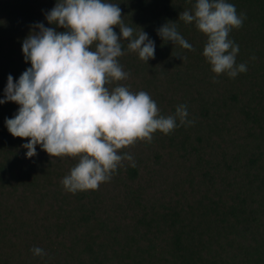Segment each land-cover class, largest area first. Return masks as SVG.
Returning a JSON list of instances; mask_svg holds the SVG:
<instances>
[{
	"label": "trees",
	"instance_id": "obj_1",
	"mask_svg": "<svg viewBox=\"0 0 264 264\" xmlns=\"http://www.w3.org/2000/svg\"><path fill=\"white\" fill-rule=\"evenodd\" d=\"M105 2L122 9L134 38L143 30L155 42L145 62L122 39L117 59L129 76L106 87L147 92L165 117L186 105L194 123L118 150L132 161L73 194L61 181L79 157L51 158L37 145L28 158L30 138L5 123L20 105L0 104V264H264V0H226L247 17L228 37L248 69L235 78L212 72L207 36L179 19L197 0ZM56 3L0 0V99L9 74L18 81L31 67L22 44L34 26L65 30L46 19ZM166 23L194 50L159 36Z\"/></svg>",
	"mask_w": 264,
	"mask_h": 264
},
{
	"label": "clouds",
	"instance_id": "obj_2",
	"mask_svg": "<svg viewBox=\"0 0 264 264\" xmlns=\"http://www.w3.org/2000/svg\"><path fill=\"white\" fill-rule=\"evenodd\" d=\"M246 18L226 0H197L194 14L183 11L179 15L186 24L195 22L207 36L203 56L212 72L231 78L248 70L246 63L236 64L239 45L228 38ZM46 19L65 30L45 27L42 22L34 26L39 31L31 32L22 44L25 61H30L31 67L18 81L9 74L0 104L12 101L20 105L5 123L12 136L30 138L22 145L28 150V158L37 155V145L51 158L79 157L61 181L65 190L73 194L97 190L111 179L123 160L132 161L131 155H120L118 150L138 140L151 142L157 130L170 134L180 125L194 123L187 120L186 105L177 106L175 115L165 117L147 92L106 87L129 76L117 59L124 54L122 39L141 60L155 58V42L143 30L134 38V30L123 23L118 5L105 0H57ZM114 26L119 27L120 35ZM158 35L194 50L175 24H164ZM32 251L36 256L46 255L38 247Z\"/></svg>",
	"mask_w": 264,
	"mask_h": 264
}]
</instances>
